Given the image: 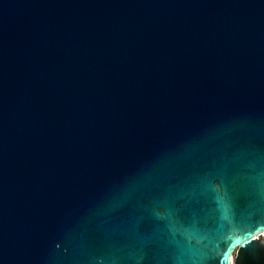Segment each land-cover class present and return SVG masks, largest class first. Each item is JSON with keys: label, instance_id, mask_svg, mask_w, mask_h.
Returning <instances> with one entry per match:
<instances>
[{"label": "water", "instance_id": "1", "mask_svg": "<svg viewBox=\"0 0 264 264\" xmlns=\"http://www.w3.org/2000/svg\"><path fill=\"white\" fill-rule=\"evenodd\" d=\"M0 264H264V0H0Z\"/></svg>", "mask_w": 264, "mask_h": 264}]
</instances>
